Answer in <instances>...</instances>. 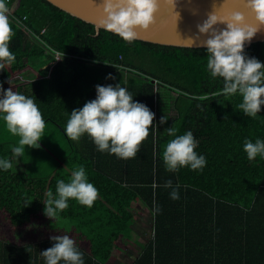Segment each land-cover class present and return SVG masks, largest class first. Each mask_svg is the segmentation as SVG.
Segmentation results:
<instances>
[{"label": "trees", "instance_id": "trees-1", "mask_svg": "<svg viewBox=\"0 0 264 264\" xmlns=\"http://www.w3.org/2000/svg\"><path fill=\"white\" fill-rule=\"evenodd\" d=\"M15 1H8L9 8ZM18 1L10 15L16 59L0 70V82L30 78L17 92L36 96L45 128L53 131L57 125L64 132L70 112L96 97L97 84L117 83L156 113L159 127L129 159L98 151L87 135L78 141L66 136L60 152L44 160L47 173L37 176L17 170L13 143L1 141L0 157L12 158L14 166L0 170V221L24 230L33 219H53L44 214L41 200L47 190L55 192L58 179L67 180L83 165L99 199L91 208L71 199L58 219L72 224L67 234L84 252L85 264H107L115 248L123 251L119 240L131 235V208L138 204L153 213L155 236L134 264H264V158L249 161L243 149L245 138H264V106L251 118L238 108L239 94L224 95L222 78L207 71L205 47L129 43L48 0ZM245 51L264 62V41ZM109 73L115 79L107 78ZM165 114L167 123L159 124ZM173 125L177 134L190 129L199 140L196 151L207 159L203 171L166 170L162 154L173 137L165 129ZM169 180L179 184V199L164 186ZM226 233L244 242L231 255L220 250ZM52 244L50 237L17 243L0 231V264H45L40 251Z\"/></svg>", "mask_w": 264, "mask_h": 264}, {"label": "clouds", "instance_id": "clouds-1", "mask_svg": "<svg viewBox=\"0 0 264 264\" xmlns=\"http://www.w3.org/2000/svg\"><path fill=\"white\" fill-rule=\"evenodd\" d=\"M164 2L178 14V20L177 0ZM244 5L252 20L246 12L230 8L228 0L213 3L206 18L197 23L195 36L183 40L191 47L200 41L207 51V71L212 78L223 80V94H239L242 102L238 108L246 116L256 118L264 106V62L248 55L245 49L258 33L264 32V0H244ZM160 6L161 0H102L98 5L100 24L106 31L131 43L141 30H147L156 23ZM9 14L8 0H0V70L16 59L10 50L15 32ZM107 78L115 79L111 73ZM36 99V96L14 91L12 87L5 89L0 82V121L10 133L19 136L18 142L10 145L15 158L23 155L24 146H41L46 120ZM155 119L156 113L147 104L136 100L133 93L120 83L97 84L96 97L70 112L64 132L73 141L87 135L98 151L129 159L136 157L150 130L154 132L159 127L154 125ZM168 119L166 114L161 116L159 124L167 123ZM165 131L173 137L165 144L162 154L166 170L178 172L188 167L203 171L207 159L196 151L199 140L193 131L189 129L177 134L178 129L174 125ZM243 149L249 161L264 158V138L257 137L255 141L245 138ZM13 166L12 158L0 157V170L7 171ZM164 186L172 189V199L180 198L179 184L173 186L169 180ZM152 187H157L155 182ZM99 196V189L90 181L85 166L80 165L71 171L67 180L58 179L55 192L47 190L46 198L41 201L44 214L56 220L69 207L71 199L91 208ZM156 210H160L159 206ZM50 239L52 246L40 251L45 264H85V254L72 236L54 235Z\"/></svg>", "mask_w": 264, "mask_h": 264}, {"label": "rangeland", "instance_id": "rangeland-1", "mask_svg": "<svg viewBox=\"0 0 264 264\" xmlns=\"http://www.w3.org/2000/svg\"><path fill=\"white\" fill-rule=\"evenodd\" d=\"M19 1L16 0L11 6L10 10L13 12L9 15H14L15 9L18 7ZM15 19V18H14ZM26 33H29V31H26ZM11 83L6 82L4 83V88L7 89L9 87H12L14 91H18V87L22 84H25L30 81V78L24 76V75H17L13 79L10 80ZM170 115H174V110L169 111ZM4 126L3 121H0V126ZM57 128H60L56 125ZM47 127L44 130V137L41 140L40 144L41 146L38 148H28V146L25 147V151L23 155L20 158H15V168L17 170L23 171L25 173H29L31 175H44L47 173V162L44 161L45 159L50 160L51 154H55L60 152L61 148V142L63 139H66L63 130L61 129V132L57 130L50 131ZM19 140V136H14L12 133H10L7 128L3 127V132H0V142L1 141H10L13 144H16ZM39 160H42L39 164L37 162ZM46 167V168H45ZM32 168L35 170L32 172ZM32 170V171H31ZM38 173V174H37ZM148 215L150 216V219L148 218V221L144 224V228H147L148 231H146V235L144 239H139L136 241V243H143L144 241H147L150 239V237H153V229H154V215L151 212ZM72 226L71 223H66L65 220L62 219H51L49 221H40L37 219L31 220L30 224L27 226L24 230H11L9 228V225L6 223H3L0 221V231L6 233L9 238H11L13 241L17 243H25L29 241H36L41 240L45 237H51L57 234H67L68 229H70ZM141 226V225H140ZM142 238V237H141ZM144 240V241H143ZM124 252L120 253L115 252L113 257V264L116 261L122 262L123 264H131L133 260L138 257V255L142 252L141 247L139 245L135 244L132 240L124 239ZM83 247L86 246L85 243L82 245ZM117 255H120V259L117 258Z\"/></svg>", "mask_w": 264, "mask_h": 264}, {"label": "water", "instance_id": "water-1", "mask_svg": "<svg viewBox=\"0 0 264 264\" xmlns=\"http://www.w3.org/2000/svg\"><path fill=\"white\" fill-rule=\"evenodd\" d=\"M48 1L76 17L93 23L98 32L103 28L100 24L101 13L98 8L102 0H95V3L93 0ZM220 2L222 0H177V7L175 9L179 13L177 20L178 14L164 0H161L156 23L147 30H141L137 39L163 45L191 47L183 39L195 36L197 33V23L202 22L206 18L207 13L212 9L213 3L219 4ZM228 6L232 9L246 12L249 20H252L250 11L245 8L244 0H228ZM258 41H264V32L258 33L247 46ZM192 47L204 46L200 41H197Z\"/></svg>", "mask_w": 264, "mask_h": 264}, {"label": "crops", "instance_id": "crops-1", "mask_svg": "<svg viewBox=\"0 0 264 264\" xmlns=\"http://www.w3.org/2000/svg\"><path fill=\"white\" fill-rule=\"evenodd\" d=\"M54 128L57 131L61 132V129L60 128H57L55 126H54ZM64 135H65V133H64ZM65 137H66V135H65ZM38 163H40V160L38 161ZM47 169H49V168L47 167ZM131 210L133 212L132 225H131V229H132L131 230V235L130 236L122 235L120 237V240H119L120 241L119 245H121L122 249H124L125 248L124 247V244H123L124 239H128L130 241L132 240L133 242H135V244L139 245V247H141V249L143 251L144 246H146L147 243L149 241H151L154 238V236H155V230H154L155 228H154L153 229V237L152 238L150 237V239L147 240V241H144L143 240L144 241L143 243H136V241H138L139 239H144V237L146 235V231H148L147 228H144V224L148 221V218L150 219V216L148 215V212L150 214L151 213V210L147 206H143L141 204H138L136 206V208H131ZM251 235L252 234H248V236H251ZM223 237H224V240L226 242L222 246V248H220V250L221 251H225L226 250V253L228 255H231L232 253H235L236 252V247H237V249H241V246L244 245V244H241V242L242 243H244V242L242 241V238L238 236V234L235 235V233H233V234L226 233V235L223 236ZM212 246L215 247L214 250H216V248H218V246H216V245H212ZM231 246H233V247L231 248ZM115 252H119L120 255H121V253H123L124 250L123 251H120L117 248H115L112 251V255L109 258L107 264H113L112 260H113V257H114ZM141 253L138 255V257L141 255ZM217 253H219V252H217ZM120 255H117V258L118 259H120ZM138 257H136V258H138ZM136 258L133 260V262L131 264H134ZM114 264H123V263L122 262H119V261H116Z\"/></svg>", "mask_w": 264, "mask_h": 264}, {"label": "built area", "instance_id": "built-area-1", "mask_svg": "<svg viewBox=\"0 0 264 264\" xmlns=\"http://www.w3.org/2000/svg\"><path fill=\"white\" fill-rule=\"evenodd\" d=\"M9 1V0H8ZM13 11L12 10H10V13H12ZM15 19H16V17H15ZM16 20H18V21H20L19 19H16ZM24 27V29L26 30V31H29L25 26H23Z\"/></svg>", "mask_w": 264, "mask_h": 264}]
</instances>
